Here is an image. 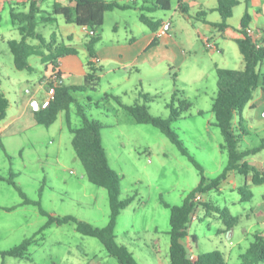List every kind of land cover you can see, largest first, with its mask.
Listing matches in <instances>:
<instances>
[{"label": "rangeland", "instance_id": "1", "mask_svg": "<svg viewBox=\"0 0 264 264\" xmlns=\"http://www.w3.org/2000/svg\"><path fill=\"white\" fill-rule=\"evenodd\" d=\"M139 1L142 3V0ZM58 3L69 5L70 0H46L42 8L52 13ZM2 7L5 10L1 11ZM176 7L174 1L172 11H159L147 16L172 20L179 31L178 40L182 41L185 36L180 27H186L187 21L176 12ZM16 8L18 12H24L29 5L19 4ZM244 10L245 6L235 10L233 22H237L236 28L239 27V13ZM250 13L254 18L252 7ZM140 16L139 11L108 14L98 48L108 47L117 40L124 43L131 32L138 33L140 29L149 31ZM58 19L64 27V18L59 16ZM38 32L51 42L54 33L61 36L62 29L57 25H40ZM74 36V45L78 46L84 59L81 48L87 41L86 32L74 26ZM20 39L21 35L10 15V6H3L0 2V88L11 102L10 117L19 111L30 94L38 91L46 73L45 64L36 56L30 58L34 73L16 69L8 43ZM233 47L237 51V59L229 51L225 60L230 65L223 67L225 63L219 60L222 66L219 68L244 70V67H238L241 56L236 46ZM194 48L198 53L191 57L195 67H184L182 71L177 69L171 72L167 65H163L155 71L145 66L141 72L136 69L113 72L108 71L109 67H114L111 62H103L104 71L97 90L76 94L78 106L83 112L104 127L102 143L110 168L121 181L120 200H132L118 220L116 236L118 243L125 246L139 264H171L169 233L172 212L167 206L183 205L186 197L200 185L202 172L195 163L203 168L208 183L218 179L229 164V153L224 148L225 138L216 126V116L212 113L218 95L216 61L202 42L196 41ZM260 70L264 74V64ZM176 90H179L181 99H187L192 104L187 110L182 109L179 103L175 104V108L182 110L183 114L172 125L187 154L159 129L138 124L123 107L138 103L146 105L154 117L168 120L171 116L169 106ZM45 97V92H41L38 100L42 101ZM261 98L260 88L255 92L251 104H258ZM251 104L243 112L245 128L239 133L243 135L240 143L242 151L258 147L264 139V112L251 109ZM77 110V105L73 106L72 125L75 129L84 125ZM239 122L240 118L237 117L234 121L236 127ZM73 140L65 113L50 128L37 126L27 133L0 140V205L15 207L24 203L21 193L9 180L30 201L40 205H26L12 214L0 212V251L19 246L46 227L49 218L42 215L41 209L51 217L72 216L99 229L110 223L109 193L89 182L73 148ZM248 162L253 165L262 163L264 166V151L248 158ZM246 184L253 194L251 202H242L239 192ZM201 196L203 201L198 205L199 220L190 226L186 241L190 243L188 246L193 245L195 255L220 252L227 264H243L241 256L250 248L253 236L264 232V224L258 214L264 209V185L254 186L250 178L247 180L244 176L231 173L221 191L215 190ZM206 203L229 209L234 217L240 219V224L228 232L220 217L206 210ZM37 240L38 243L30 248L26 258L8 257L3 260L0 257V264L3 261L6 264H119L98 239L83 236L74 223L50 226Z\"/></svg>", "mask_w": 264, "mask_h": 264}, {"label": "trees", "instance_id": "2", "mask_svg": "<svg viewBox=\"0 0 264 264\" xmlns=\"http://www.w3.org/2000/svg\"><path fill=\"white\" fill-rule=\"evenodd\" d=\"M6 4H28L27 11L18 12L16 7H12L10 15L13 24L17 27L21 39L13 40L8 43L10 52L14 57V64L18 71L34 73L35 69L30 64L31 57H40L46 67H52V74L57 79L62 75L57 70L58 62L61 58L69 56H78L77 49L65 44H58L53 37L48 42L42 34L38 32L40 25H55L58 17L62 16L66 24L75 25L84 28L94 35L89 34V41L86 49L90 56L89 74L85 78V84L80 87H67L64 84L52 85L55 88V96L46 109L36 112V121L39 126L46 128L52 127L58 120L60 114L65 113L67 125L70 132L74 135L73 148L78 159L83 165L87 178L93 185L108 191L111 205L110 223L103 229L95 228L87 222L79 221L75 217L68 216L65 218H54L49 216L41 209V213L49 218V222L44 229L30 239L24 240L19 246L8 250L0 251V257L24 259L29 255L30 248L38 243L39 237L47 228L53 225L64 226L71 223L77 225V231L83 236L98 239L107 250L108 254L115 258L119 264H139L134 255L123 245L118 243L116 229L118 220L124 210L128 208L130 199L121 201V181L115 171L110 168L109 158L102 143V131L104 127L97 120L89 118L85 112L78 106L76 94L95 92L99 87L100 77L98 73L102 71L98 62L97 47L102 41L101 31L105 24V17L108 13L116 11H127L138 9L142 12L141 22L157 32L162 27V21H154L147 16L153 12H170L172 11L171 0H153L150 2L151 8L139 7L136 0H124L123 4L118 2H108L106 0H70V5L60 3L54 6L52 13H47L42 6L46 0H1ZM255 0H245L249 6ZM239 0H218L216 11L220 14L222 21L218 25L221 32L229 28L230 21L234 16V11L240 6ZM181 13L190 14L189 10L181 4ZM252 23L251 16L246 13L242 19L241 27L244 38L237 41L238 47L245 61L244 70H230L217 67L218 76V95L214 100L212 113L216 116V126L221 130L225 138V149L229 153V164L225 172L216 180L208 183L203 168L195 163L199 171L202 172V181L200 185L192 191L185 199L181 206H167L172 212L171 215V247L170 260L171 264H227L225 256L220 252H211L207 254L195 255L191 259L192 246L189 247L186 241L189 238V229L192 225L191 217L200 203H195L197 196L208 194L212 191H220L231 173H237L248 178L252 176L254 186L264 185V170L258 169L248 162V158L257 156L264 151V139L258 147L242 151L240 143L243 135L239 134L244 130V110L251 104L254 94L258 89L264 91V74L260 67L264 64V31L262 33L263 47L258 48L253 39L249 37L245 30L250 28ZM33 42H37L34 45ZM177 88V85H175ZM179 90H176L173 96L172 104L169 106L171 116L168 120L154 117L149 107L142 104L133 106H123L124 109L140 125H149L159 129L165 134L171 142L176 145L184 154H187L178 135L173 130V123L178 122L182 117L183 111L175 108L179 103L182 109H189L192 104L187 99H181ZM77 105V114L83 118L84 125L82 128L75 129L72 125L73 106ZM10 101L0 88V121L8 117ZM254 109L253 107H251ZM201 114H203L201 112ZM239 117V126L234 124L235 119ZM246 135V133H245ZM244 135V136H245ZM13 185L24 199L23 206L35 205L38 203L30 201L26 194L11 180L8 181ZM242 202H251L253 194L248 190V184L240 189ZM208 212H214L224 222L227 231H233L239 224L240 219L234 217L229 209H221L211 203L204 204ZM9 209V210H14ZM254 240L248 251L241 256L243 264H263L264 263V232L257 233L253 236ZM193 243H196L194 238Z\"/></svg>", "mask_w": 264, "mask_h": 264}, {"label": "crops", "instance_id": "3", "mask_svg": "<svg viewBox=\"0 0 264 264\" xmlns=\"http://www.w3.org/2000/svg\"><path fill=\"white\" fill-rule=\"evenodd\" d=\"M151 1L153 0H142L141 3L139 0H136V3L139 7L143 6L144 8H151ZM174 1H176L177 3L176 12L180 13L181 16H183V18H185V20L187 21L186 27H180L183 37L185 36L184 40H178L179 31H177V29L174 27V23L172 22V20L149 17L154 21H162V27L159 31L153 32L150 28L149 31L140 29L138 33L131 32L126 39V42L124 43L117 40L108 47H97V57L100 64V67L98 68L102 69V71L98 73L100 79L101 73L104 71V67L102 65L103 62H111V65L114 67H109L108 71L113 72L120 70L129 72L131 69H136L138 72H141V69L145 68V66H148L149 69L155 71L163 65H167L169 69H171V72L176 71L177 69L182 71L184 67H192L194 65L191 57L194 53L198 54L194 48L195 42L200 41L203 43V45H205L206 39H209L210 42L216 45V50L214 51H210L207 49L212 59L216 61L215 67H222L220 62H218L219 60L225 63V66L223 67H228L226 65H230V62L225 60L229 51L232 52L235 59H237L235 56L237 51L233 47L234 45L239 51V56H241V59L238 60V67L245 68L244 57L242 56L237 44L238 40L244 38L243 30L241 27L242 19L244 18L246 13H249L252 19L250 28L255 30L256 32H258V30L264 31V0H255L249 6L245 4V0H239L241 3L239 7L245 6V10L243 12L240 11L239 13V27L236 28L237 22H233L235 20L234 14L232 20L230 21L229 28L226 29L225 32H221L218 28V25L222 21L220 14L216 11V9L218 8V0H171L172 10L174 9ZM0 2L3 4V6L9 5L10 10L12 7H17V5L20 4L14 3L10 5L4 3L1 0ZM181 4L184 8L189 10L190 14L186 15L181 13ZM251 7L253 8L254 18L250 13ZM3 10H5L4 7L1 8V11ZM127 11L141 12L138 9H131ZM107 15L105 17V21ZM55 25L62 29V34L60 37L57 33L53 34V37L56 38V42L58 44H65L77 49L79 54L78 56L64 57L59 60L57 70L62 75L61 79H56L52 76V67H45L46 73L41 80L40 88L38 89V91L30 94L29 99L22 104L19 111L12 117L9 116V108L7 119L4 121H0V140L4 137L8 138L20 135L22 133H27L30 128H36L37 126H39L36 121V112L42 110L43 105L49 100L50 91L53 88L52 85L56 86L61 83L67 87H80L85 84V78L89 74V63L91 61L89 53L86 49V45L89 41L90 31L82 28L87 35V41L83 43V46L81 48L84 52V59H82L81 51L78 49V46L74 45V42L76 40V37L74 36L75 25H68L65 22V26L63 27L59 24V19L57 20V23ZM163 28L167 30V34L165 35H161V31ZM58 39H60V42ZM33 44L37 45V43L34 42ZM193 67H195V65ZM41 92H45L46 97L44 100L39 101L38 97ZM251 107L254 108L253 110L264 112L263 90L261 101L258 104H251L250 108ZM256 116L259 117L258 113ZM253 166L257 167L258 169L264 170V166L262 163ZM249 178L252 181V176H249L247 180ZM23 207V203L15 207H6L0 205V212L3 211L5 213L12 214L22 209ZM13 208L15 209L9 210ZM258 214L261 217V223L264 224V209L260 210ZM186 244L189 245L190 243L186 242ZM2 264H6V262L3 261Z\"/></svg>", "mask_w": 264, "mask_h": 264}, {"label": "built area", "instance_id": "4", "mask_svg": "<svg viewBox=\"0 0 264 264\" xmlns=\"http://www.w3.org/2000/svg\"><path fill=\"white\" fill-rule=\"evenodd\" d=\"M245 32L249 37H251L253 39L254 43L257 45L258 48L263 47V43H262L263 35L261 33L256 32L255 30H253L251 28H248L247 30H245ZM165 34H167V30L165 28H163L161 31V35H165ZM90 35H94V32H90ZM205 46L210 51L216 50V45L212 44V42H210L209 39L205 40ZM52 76L56 78L55 75H52ZM55 94H56L55 88H52V90L50 91V98L43 105V109H46L50 105V102L54 98ZM202 201H203V197L201 195L197 196V198L195 199V203H200ZM198 220H199V209L197 208L196 211H194L192 214L191 222L193 224L194 222H196ZM195 258H196L195 253L192 250L191 251V259L194 260Z\"/></svg>", "mask_w": 264, "mask_h": 264}]
</instances>
